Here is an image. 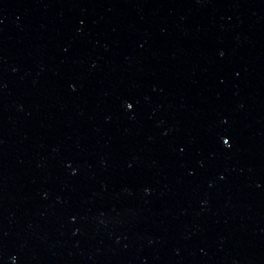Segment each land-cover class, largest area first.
<instances>
[{
	"label": "water",
	"instance_id": "1",
	"mask_svg": "<svg viewBox=\"0 0 264 264\" xmlns=\"http://www.w3.org/2000/svg\"><path fill=\"white\" fill-rule=\"evenodd\" d=\"M0 264H264V0H0Z\"/></svg>",
	"mask_w": 264,
	"mask_h": 264
},
{
	"label": "snow or ice",
	"instance_id": "2",
	"mask_svg": "<svg viewBox=\"0 0 264 264\" xmlns=\"http://www.w3.org/2000/svg\"><path fill=\"white\" fill-rule=\"evenodd\" d=\"M125 106L130 109V108H132L133 105L130 102H126ZM222 143L225 146H228L229 145V140L227 138H222Z\"/></svg>",
	"mask_w": 264,
	"mask_h": 264
}]
</instances>
